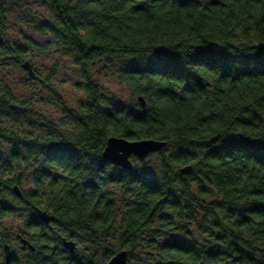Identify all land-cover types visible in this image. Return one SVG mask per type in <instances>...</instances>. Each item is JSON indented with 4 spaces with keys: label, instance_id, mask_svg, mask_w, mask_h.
Returning a JSON list of instances; mask_svg holds the SVG:
<instances>
[{
    "label": "trees",
    "instance_id": "16d2710c",
    "mask_svg": "<svg viewBox=\"0 0 264 264\" xmlns=\"http://www.w3.org/2000/svg\"><path fill=\"white\" fill-rule=\"evenodd\" d=\"M11 1L0 0V144L17 154H0V196L13 184L42 192L81 244L69 264L120 251L129 264H264V0H37L36 30L50 36L28 48L9 35ZM34 50L55 67L43 78L30 61L27 82ZM67 59L81 75L74 106L50 83ZM11 69L45 93L18 100ZM54 104L60 116L38 111ZM111 137L166 146L127 171L103 160Z\"/></svg>",
    "mask_w": 264,
    "mask_h": 264
},
{
    "label": "flooded vegetation",
    "instance_id": "af4514ba",
    "mask_svg": "<svg viewBox=\"0 0 264 264\" xmlns=\"http://www.w3.org/2000/svg\"><path fill=\"white\" fill-rule=\"evenodd\" d=\"M27 132L31 130L27 129ZM7 149L0 154L4 157L17 154V145ZM20 155L24 158H55V152H29L26 148ZM15 188H19L20 195L15 193ZM11 190L13 195L5 190L0 196V264H69L79 261L81 244L73 233L62 231L55 217V208L44 199L43 193L30 183L23 186L13 184ZM40 212L50 220L43 218ZM67 242L74 243V251L66 246Z\"/></svg>",
    "mask_w": 264,
    "mask_h": 264
},
{
    "label": "rangeland",
    "instance_id": "374dc122",
    "mask_svg": "<svg viewBox=\"0 0 264 264\" xmlns=\"http://www.w3.org/2000/svg\"><path fill=\"white\" fill-rule=\"evenodd\" d=\"M10 3L11 10L8 15L9 20V35L20 44H23L28 48L30 42L43 43L44 40L49 38L50 35H44L39 33L36 29L39 26L38 15L44 16L45 9L41 7L37 0H13ZM41 18V17H40ZM38 21V23H37ZM22 34H26L22 36ZM29 58L37 72L43 77H48L55 67V60L53 55L46 56L37 53L35 50L29 52ZM13 73V92L18 100H31L40 96L44 88L40 83H24L20 82L25 79L26 74L18 71V69L12 70ZM94 78H97L107 88L109 95H112L117 102H128L130 100V94L121 84L116 81V77L110 75L107 70H102L101 67L93 69ZM81 75L77 68L72 64L71 60L67 59L61 63L56 74L52 75L50 83L58 93L61 95L63 100L70 106H74L77 102L79 94L76 90V85L79 82ZM54 105H39L38 111L43 115L60 116L56 111ZM1 150L7 151V146L0 144Z\"/></svg>",
    "mask_w": 264,
    "mask_h": 264
},
{
    "label": "water",
    "instance_id": "95a60500",
    "mask_svg": "<svg viewBox=\"0 0 264 264\" xmlns=\"http://www.w3.org/2000/svg\"><path fill=\"white\" fill-rule=\"evenodd\" d=\"M22 69L28 74L27 82L38 78L30 61H25L22 64ZM138 101L145 113L147 107L145 99L139 97ZM165 146L166 143L159 140L145 139L130 141L124 138L111 137L107 141L102 157L106 163L118 166L127 171H133L135 164L132 161V157H136L139 161L145 162L151 154L161 151ZM192 171V166H185L181 169V173L183 174H190ZM15 193L20 195L19 188H15ZM40 214L46 220H50L44 212H40ZM66 246L71 251L75 250L73 242H67ZM107 264H129L127 252L121 251L117 253ZM200 264L205 263L202 262Z\"/></svg>",
    "mask_w": 264,
    "mask_h": 264
}]
</instances>
